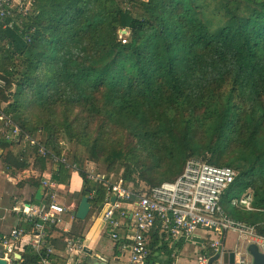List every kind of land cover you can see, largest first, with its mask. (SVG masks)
I'll return each instance as SVG.
<instances>
[{
	"label": "trees",
	"instance_id": "trees-1",
	"mask_svg": "<svg viewBox=\"0 0 264 264\" xmlns=\"http://www.w3.org/2000/svg\"><path fill=\"white\" fill-rule=\"evenodd\" d=\"M12 11L0 19V109L22 140L0 133V164L12 174L2 190L9 204L39 205L48 171L58 187L68 183L71 170H56L43 147L79 166L82 189L69 206L89 197L97 212L107 202L108 185L89 180V162L137 201L198 159L236 171L222 198L228 215L264 220L232 207L251 190L254 207L264 209V0H34L27 11ZM34 161L41 175L21 176ZM48 199L49 189L42 202ZM16 225L32 231L35 222L0 215V237ZM86 225L48 226L46 248L58 258ZM164 225L158 219L151 232L147 264L172 241ZM23 246L15 264H41L46 248L37 254ZM122 247L115 246L118 256Z\"/></svg>",
	"mask_w": 264,
	"mask_h": 264
},
{
	"label": "built area",
	"instance_id": "built-area-1",
	"mask_svg": "<svg viewBox=\"0 0 264 264\" xmlns=\"http://www.w3.org/2000/svg\"><path fill=\"white\" fill-rule=\"evenodd\" d=\"M122 1L125 4L129 3V0ZM33 2L34 0H0V19H7L13 15V9H17L19 12L27 11ZM5 26L12 28L14 21H8ZM20 132L18 125L0 109V133L4 138L7 141L16 140L20 137ZM25 138L27 141L30 139L28 135ZM35 143V140L32 141V144ZM40 151L43 154H49L45 148ZM49 155L52 162L59 165L60 169L64 165L73 172H80L78 164L71 163L68 155L60 156L52 153ZM87 176L93 182L99 181L108 185L106 207L100 217V220L104 222L107 236L113 240L119 237L117 233L113 232L114 228L120 230L121 236L122 221H120V217L114 220L115 216L120 214L122 217L131 213L134 219V224L131 227L134 240L130 248L129 264H146L153 255L149 247L152 240L150 233L154 230L158 219L165 223L164 228L169 229L176 240L183 242L193 240V235L199 228L218 232V236H214L215 239L209 247V249L215 250V254L203 256L199 264H209L212 257L217 254L220 257L212 264H253L252 257L247 253V248L252 243H255L264 253V232L260 230L261 227H264V220L258 224L248 223L230 217L223 210V195L237 177L236 171L231 167H219L206 161L190 159L186 163L183 174L176 181L165 182L155 187L150 195L145 194L137 201L133 200L134 193L122 182L110 181L104 174L97 175L94 169H89ZM42 184L46 187V194L49 189V199L42 205L22 204L21 206L6 205L7 207H3L0 204L3 213L13 215L17 222L23 224L27 221L35 222L32 231L16 225L10 233L0 237V256L6 259L8 264H15L17 248L20 247L22 240L29 235L31 237L28 244L34 253L40 254L46 248L48 226L63 227L66 214L74 208V205L69 208L65 203H61L58 185L54 182L52 174H47ZM114 193L117 195V199L112 204L111 197ZM253 201V192L248 190L239 198H235L232 205L248 212H259L264 215V209L255 208ZM125 205L132 207L126 208ZM230 233L239 236L238 243L233 249L228 247L231 242ZM240 244L244 246V255L240 251ZM163 247L172 250V254L166 255L162 251ZM171 248L172 246L169 245L162 246L157 252L156 263L170 264L176 257L175 249ZM87 249L81 238L69 240L63 254L71 257L72 262L66 264H85L84 254ZM226 252H234V263L231 261L225 263L224 254ZM55 254L54 247L48 246L41 264H55L57 261Z\"/></svg>",
	"mask_w": 264,
	"mask_h": 264
},
{
	"label": "crops",
	"instance_id": "crops-1",
	"mask_svg": "<svg viewBox=\"0 0 264 264\" xmlns=\"http://www.w3.org/2000/svg\"><path fill=\"white\" fill-rule=\"evenodd\" d=\"M29 174H31L30 169L25 171L24 173L22 172L21 176H28ZM11 176H12L11 172L8 171L2 164H0V204L3 207H7L6 205L9 204L8 200L2 197L3 185L6 182V180ZM125 207L131 208L132 206L125 205ZM122 211H125V210H122ZM0 215L6 216L3 213L2 209H0ZM117 217L118 218L120 217V221H122L121 236L119 238V242H123V247L121 248V256H118L115 251V246L117 245L118 242L116 240H113L110 236L106 235V229L104 226V222L100 219L95 221L94 216H92L90 218V223L86 225L85 234L82 237H78V238H81L83 245L88 248L87 252L85 251L86 256L84 254L85 263L89 259L87 258V256H90V258L95 261L90 262V263L88 262V264H98L97 261H99L101 264H129V260H130L129 253L131 254L130 248L134 240V238L132 237L133 234L131 230V227L134 224V219L132 218L131 213L128 214L127 216L124 215L122 217L119 214V216ZM74 219L76 218H73L71 215L70 217L66 216V221L64 223V228L66 230H69L72 227ZM199 229L197 230V232L202 231L201 228ZM164 230H166V234H167L166 237L172 238V241L167 245L172 246L171 249H175V252H176V257L172 260L170 264H180L182 260L181 256L183 255V254L180 255V252L184 249V245H186L190 241L183 242L181 240H176L175 237L169 231V229H168V232L166 228H164ZM150 236L153 238V235H151V233H150ZM30 237L31 235L27 236L26 238L22 240V242L20 243L21 248L24 247L23 245L28 244ZM204 237H206V241L204 245L205 250H202L201 252V259L203 258V256L215 254L214 249H209L210 243L214 241L215 237L214 236L212 237L210 236V234H207V233L204 235ZM64 247L65 246H62V249ZM99 249H101L102 251H99ZM89 250L92 252V254L88 252ZM0 253H1V247H0ZM60 253L61 255L57 258V261L55 264H66V263L72 262L71 257L64 256L63 251H61ZM165 254L170 256L172 254V250L166 251ZM95 255L102 258L105 262L101 261L100 259H97ZM20 258H21V255H20ZM148 260L146 264L148 263ZM151 264H156V261L155 263L153 262Z\"/></svg>",
	"mask_w": 264,
	"mask_h": 264
},
{
	"label": "rangeland",
	"instance_id": "rangeland-1",
	"mask_svg": "<svg viewBox=\"0 0 264 264\" xmlns=\"http://www.w3.org/2000/svg\"><path fill=\"white\" fill-rule=\"evenodd\" d=\"M127 6H129V5H127ZM19 127V126H18ZM20 128V127H19ZM29 136V135H28ZM30 137V136H29ZM19 139H21L22 140V138H20L19 137ZM24 141L25 142H27V140H26V138L24 139ZM28 141H31V143H32V141H34V140H32L31 139V137H30V139L28 140ZM35 142H36V140H35ZM38 143L36 142L35 144H33V145H37ZM61 146H62V148H63V150H67L68 152L71 150V145H70V143H69V141H64V142H62L61 143ZM43 148V147H42ZM42 148H40V150L42 149ZM42 154H43V152H41ZM44 156H49V159H50V162L54 165V167L56 166V164H54L53 162H52V160H51V157H50V155L49 154H43ZM87 169H94L95 170V172H96V166L93 164V163H88L87 164ZM30 169V171H31V175H41V169L39 168V164H38V162H36V161H34L33 162V164H32V166L29 168ZM69 170H71V169H69ZM69 173V175H70V179H69V181H68V183H67V180H66V178H65V183H63V184H61L58 188H60L59 189V191H58V193H59V195L61 196V203H64L65 202V204H66V206L67 207H72V205L71 206H69L68 204H67V200H68V198H70L71 197V195L74 193V192H76V191H80L81 189H82V184H83V180H82V177L80 176V174L79 173H76V172H73L72 170L71 171H69L68 172ZM47 174H52V173H50V171H48L47 173H45V176L47 175ZM53 176V175H52ZM17 178H19L18 176H17ZM45 178V177H44ZM244 194V193H243ZM242 194V195H243ZM63 199V200H62ZM66 200V201H65ZM41 203L39 204V205H42L43 204V202L42 201H40ZM7 206H10V207H13L14 205H11V204H8ZM18 206H21V205H18ZM232 207H237V206H233L232 205ZM79 208V205H76V203H75V206H74V208L73 209H78ZM223 210L225 211V213L228 215V213H227V211L224 209V207H223ZM231 211H232V209H231ZM117 213V212H116ZM66 216L67 217H70V214L69 213H67L66 214ZM230 216V215H229ZM230 217H232V216H230ZM234 218V217H233ZM116 219H118L117 218V216H115L114 217V220H116ZM236 219V218H235ZM99 220V219H98ZM97 221V220H96ZM86 223L88 224V223H90V218L89 219H87V221H86ZM111 227V226H110ZM154 229H155V227H154ZM203 230H205V231H203ZM113 232H115V233H117L118 235H119V237H120V230L118 229V228H114L113 229ZM167 232H168V230H167ZM158 233H160V232H158ZM210 234V236H218V232H216V231H213V230H209V229H202V231H199V232H197V233H195L194 235H193V240H191L189 243H187L186 245H184V249L180 252V255L181 254H183L182 256H181V262H180V264H199V260L201 259V252H202V250H205V248H204V245H205V241H206V237H204V235L205 234ZM119 237L116 239V241L117 242H119ZM211 237V238H212ZM239 236L238 235H236V234H233V233H230L229 234V238L231 239V242L229 243V245H228V247L230 248V249H233V248H235V246H236V244L238 243L237 242V238H238ZM210 238V239H211ZM209 239V240H210ZM169 250V248H163L162 249V251L163 252H166V251H168ZM99 251H102L101 249H99ZM240 251L242 252V254L244 255L245 254V250H244V246H243V244H240ZM85 256H86V254H85ZM131 256V254L129 253V257ZM93 261H95V260H92L91 258H89L87 261H86V263L85 264H88V262L90 263V262H93ZM97 263L98 264H101L99 261H97ZM155 263V262H154ZM156 264H166V263H164V262H159V263H156Z\"/></svg>",
	"mask_w": 264,
	"mask_h": 264
},
{
	"label": "water",
	"instance_id": "water-1",
	"mask_svg": "<svg viewBox=\"0 0 264 264\" xmlns=\"http://www.w3.org/2000/svg\"><path fill=\"white\" fill-rule=\"evenodd\" d=\"M1 154H2V151H0V155ZM55 169L60 170V166L56 165ZM45 194H46V187L42 186L37 193V197H36L37 200L43 201L45 198ZM116 199H117V195L115 193L112 194L111 203L114 204ZM105 207H106L105 204H103L97 212H93L89 197H83L81 203L79 204V208L78 209H71L69 211V214L73 218L80 219V220H86V221H87V219L94 216V220L96 221V220L100 219V216H101ZM88 252L90 254H92V252L90 250ZM247 253L252 257L253 264H264V253L260 251L259 247L255 243H252L248 246ZM16 256L18 258H20V254H16ZM95 257H97V259H100L101 261L105 262L102 258H100L96 255H95ZM219 257H220L219 254L214 256L210 260L209 264H212ZM224 261H225V263H227L228 261H231V263H234L235 262L234 252H226L224 254ZM0 264H8V261L0 256Z\"/></svg>",
	"mask_w": 264,
	"mask_h": 264
}]
</instances>
